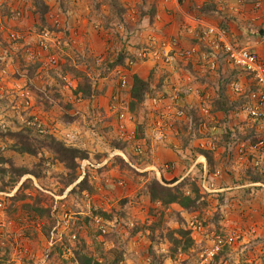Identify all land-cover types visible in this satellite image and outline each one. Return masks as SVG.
<instances>
[{
  "label": "rangeland",
  "instance_id": "1",
  "mask_svg": "<svg viewBox=\"0 0 264 264\" xmlns=\"http://www.w3.org/2000/svg\"><path fill=\"white\" fill-rule=\"evenodd\" d=\"M36 1L0 0V56L4 58L0 59V264H78L79 247L105 262L122 257L121 264H264V244L257 248V229L236 227L233 212L236 205L264 203V171L252 170V154L248 153L246 159L238 151L241 144L250 146L254 136L264 137V126L248 116L245 95L232 87L233 83L252 87L248 76L223 61L217 70L198 63L199 70L186 62L172 67L153 61V69L148 67L144 72L153 96L147 99V107L144 103L131 113L130 127L136 132V139H121L112 117L98 109L93 113L92 101L103 97L107 88L104 83L115 82L118 87L114 93L120 94L130 110L131 97H126L130 86L123 91L118 89L121 67L116 63L124 62L125 70H130L131 62L144 63L137 57L146 47V34L151 27L145 20L147 7L142 0H117L115 4L110 0H38L35 6ZM18 2L24 3L25 18L13 16ZM214 11L221 13L220 9L210 13ZM27 19L31 30L25 36L19 33L21 37L13 40L11 33L18 29L13 22ZM84 25L90 29L84 39H95L97 44L91 42L92 46L86 49L74 47L73 29ZM47 32L48 54L41 44ZM198 33L193 34L195 39L191 41L199 44L203 53L207 49ZM199 54L195 56L199 58ZM50 55L57 57L58 64L48 63ZM183 71L199 83L195 88L209 97L203 103L200 99L189 101L180 93L178 107L186 112L191 125L181 127L185 119L174 122L163 139L172 136L169 130L178 128L180 134L174 138L177 137L179 148L190 146L193 153L211 152L214 158L208 165L209 174L205 177L199 166L197 173L192 171L181 179L182 174H174L169 163L160 167V175L155 171L139 172L119 151L137 167L146 163L149 157L143 142L151 145L152 141L163 140L154 137L158 111L152 99L169 97L175 88L170 91L172 84H177V80L182 84ZM85 77L92 85L91 99L84 98V92L76 94L80 83L87 90ZM206 83L209 85L204 89ZM219 97L227 100V115L214 112ZM204 105L213 118L202 114ZM109 113L113 115L112 111ZM204 118L209 120L207 131L201 128ZM47 136L68 146L76 144L88 153L91 166L84 175L81 165L85 160H78L76 176L87 177L90 193L88 189L69 194L73 186H66L70 173L41 146ZM85 142H97L102 148L89 152ZM137 142H141L142 152L137 151ZM16 146H33L38 154H22ZM105 160L104 165L97 166ZM19 170L26 173L19 176ZM182 171L184 174L187 169ZM226 176L234 190L209 191L225 188ZM154 178L165 182L178 179L176 185L187 178L196 180L203 205L189 212L177 204L164 208L152 203L146 186ZM251 179H259L260 184ZM234 191L243 196L234 195ZM181 227L190 231L194 241L187 251L174 245V232ZM238 230L243 240L225 247L213 260H206L213 234Z\"/></svg>",
  "mask_w": 264,
  "mask_h": 264
},
{
  "label": "crops",
  "instance_id": "2",
  "mask_svg": "<svg viewBox=\"0 0 264 264\" xmlns=\"http://www.w3.org/2000/svg\"><path fill=\"white\" fill-rule=\"evenodd\" d=\"M255 1L256 0H188L179 3L177 0H142V3L145 4L144 6L147 7V11H148V14L145 16V20L148 19V23L149 25H151V27L148 28L147 30L148 33L146 34L147 35L146 37L148 38L149 35L152 34L154 37L161 40H165V39L179 40L182 47L194 48L198 52L200 51L199 44H197L195 41H191V39H195L193 36L198 31L194 30L193 33L194 35H193L190 33V30L193 31L194 28H198L199 30L201 27L195 24L194 21H199V22H203L204 24H213V25L225 24L229 29L228 30L230 34L229 36L233 43H235L238 46L242 45L241 47L247 46L248 48H251L252 50L258 52L260 55L264 56V11H259L254 8ZM212 4L215 5V9H220L221 13H215V11L210 13L204 10L206 6H208L207 9L212 11L213 10ZM210 5H212L211 8ZM17 8H20L23 11V15L25 18L26 10L24 3L18 2L17 7L15 9ZM13 23L14 26L18 27L16 32L20 33L21 35L24 34L23 36H25L26 31L28 29L31 30V24L29 23V19H27V21H24L23 22L24 24L21 21L18 22L14 21ZM87 26L88 25H84L83 27L80 28L75 27L73 29V35L75 36L74 47L79 48L80 46H82L86 49L89 45L90 47L92 46L91 42L97 44L96 41H94L95 39L94 40H89V39L87 40V38L84 39V36L87 33H89L88 31L90 30L87 28ZM249 26H251V30L248 29ZM2 29L4 30V28ZM81 31L84 32L81 33ZM93 53L95 54V51H93ZM150 63H153V61H149L148 63L137 62L133 67L130 68L129 70L130 87L126 91L127 98H130V91H131V86L133 84L134 76L137 75L140 78L146 80L144 74L145 69L148 67L153 69V66ZM186 63L191 68L193 66L195 68L197 66L196 63L202 64L200 63L198 57H195L193 60ZM198 67L199 66L196 67L197 70H199ZM170 71L171 70H168L169 73ZM183 72L185 73V75L183 76L184 79L181 81L182 84H179V81L177 80L176 82L177 84H172L170 91H172V89L175 86H177L181 88V93L185 94L187 100L189 101L194 99L199 100L197 94L189 92L190 88H195L196 85H198L199 83L191 75H189L187 71H183ZM168 81L169 80H167L165 83H167ZM170 81L171 83H173L172 80ZM208 85L209 84L206 83L202 87L206 89ZM104 86L107 88L104 92L103 97H100L95 101H92V103L95 104L93 113L95 114V112H97L96 109L100 110V112H104L107 115V117L113 118L115 122V126L117 127L116 117L114 116L113 113H112L113 115H111V113L109 112H111L110 101L114 96V92L116 91L118 84H115V82L112 83L107 82V85L106 83L103 84V87ZM210 91L211 90L209 91L206 90L205 92L210 93ZM148 103L149 100H146L145 107H147ZM190 122L191 120L185 119L183 121L184 124L181 125V127L183 126L186 127V125H191ZM157 123L158 120L156 117L154 121V125H155L154 132H156V134H154L155 140L159 137V134L156 131L158 127ZM130 125L129 128L130 130H132ZM178 130H179L178 128H173L172 130H169L168 134L172 136L170 138L168 136L166 140L163 139L161 142L152 141L151 145L148 144L147 142H143L145 145L143 146L147 150V156L149 157V159H147L144 165L142 164L138 166L139 168L137 167V164L132 163L129 160L128 156L124 152L119 151L120 152L119 154L122 155L121 157L127 163H129V165H131L132 168H134L139 172L155 171L158 175H160V167L162 166L164 168V164L169 163L174 168V174L178 176L182 174L181 179L185 178L186 175L188 173H191L192 171L197 173L196 171H199V166L203 169L204 176L207 177V175L209 174V169H208V160L206 156L201 153H193L195 151H193L190 146L189 149L188 148L185 149L183 147L179 148L177 137L174 138V136L180 134ZM85 143H86V149L89 152L93 150L98 151L102 148V146L99 145V143L97 142H85ZM139 143L141 142L136 143V148L138 146H141ZM79 144L84 145L81 143ZM70 146L76 147V144H70ZM90 155L92 154L90 153ZM107 160H105L104 163L99 161L97 166L101 167V164L104 165L107 162ZM85 161L87 163L84 165V167L81 165V169L84 175L86 170L91 166V162L89 160H85ZM83 163L84 161L82 162V164ZM201 164H203V167L201 166ZM183 169H187V171L184 174L182 173ZM213 176L214 175L212 174L211 177ZM83 179L84 176H82L81 178L79 177L78 180L75 181V183H73L72 185L77 186ZM223 182L225 183L224 184L225 188H220L218 190H209V191H225L228 189H233V190L235 189V187L229 185L231 183L229 177L226 176ZM73 186L71 190L73 189ZM233 193L234 195L236 194L239 197L243 196V194L240 192L234 191ZM238 202H240V199ZM236 207L237 210L233 211L235 214L234 222L236 227L239 228L240 226H246V227H254L255 229H257L258 236L260 237L259 238L260 241H258L257 248L261 247L264 244V217H263L264 203H262L259 206L258 205L256 206L255 204L252 205L244 204V207H240L239 205H236Z\"/></svg>",
  "mask_w": 264,
  "mask_h": 264
},
{
  "label": "built area",
  "instance_id": "3",
  "mask_svg": "<svg viewBox=\"0 0 264 264\" xmlns=\"http://www.w3.org/2000/svg\"><path fill=\"white\" fill-rule=\"evenodd\" d=\"M179 3L188 0H177ZM254 8L259 11H264V0H256L254 3ZM14 16L19 18L23 16V11L18 8L14 12ZM199 27L194 28L190 33L193 34L194 30L199 31V40L205 46L207 51L200 53L193 48H184L181 46L179 40L165 39L161 40L154 37L152 34L146 38L145 48L141 49L137 57L138 61H156L162 62L167 66H174L177 62H190L199 54L200 63L206 65L210 70H217L220 63L226 62L233 68L245 73L252 87L250 85H243L241 83H233L232 87L235 91L241 92L245 95L246 100V111L248 116L252 118L255 122L262 124L264 126V56L260 55L258 52L252 50L251 48L241 47L233 43L230 39L229 31L219 25L204 24L203 22L194 21ZM21 36L18 32L11 33V38L17 40ZM42 49L47 52L50 49L47 42L50 39V33H44L42 36ZM48 57V56H47ZM0 59H4L0 56ZM223 61V62H221ZM49 64H58L57 57L50 55L48 57ZM137 62H131V67ZM120 77V88L122 90L127 89L130 86L129 70L123 68L119 69ZM249 83V82H248ZM181 89L175 86L173 93L169 97H159L152 99L153 106L157 109V129L159 134L158 139H163L165 137V132L168 130L174 122H180L179 120H184L187 118V114L184 110L178 107V100L180 98ZM189 92L197 94L200 101L203 103L209 97L204 92L200 93L196 88H190ZM202 107V114L204 116L213 118L210 110L206 105ZM110 110L116 116L117 120V130L121 139L135 140L136 132L130 130L129 125L133 122V116L130 113L129 108L126 104L122 103L120 95H115ZM171 116V121H170ZM173 121V122H172ZM208 119L201 122V128L204 131L209 130L210 126L208 124ZM39 127H42L41 124ZM41 132H45L41 129ZM238 150L240 154H243L246 159L248 153L252 154V166L259 171H264V137L254 145L246 147L244 144L240 145ZM138 152H142L141 146L137 148ZM87 162L84 161L82 166ZM257 185V184H252ZM243 234L238 230L235 232H229L228 234H213L211 244L209 245L206 254V260H213L218 256L225 247L236 246L239 241L243 240Z\"/></svg>",
  "mask_w": 264,
  "mask_h": 264
},
{
  "label": "trees",
  "instance_id": "4",
  "mask_svg": "<svg viewBox=\"0 0 264 264\" xmlns=\"http://www.w3.org/2000/svg\"><path fill=\"white\" fill-rule=\"evenodd\" d=\"M116 1L117 0H110L112 4L113 3L115 4ZM38 3L39 2L37 0L35 2V6H38ZM207 7L208 6H206L204 10L206 12H210V10L207 9ZM213 9H215V5H213ZM42 19L44 20V18ZM219 26L229 30L225 24H219ZM116 66L124 68L125 64L124 62L122 64L116 63ZM219 68L220 67H218V69ZM84 79H86L89 83L86 85L87 90L83 87L84 84L80 83L78 90H76V94L79 95L81 92H84L83 97L91 99L92 97H94V94L91 92L92 85L89 82L87 77H85ZM118 89H121V88L119 87ZM117 92H119V90H117ZM165 94H167L166 91H164V95ZM114 95H116V93H114ZM118 95L120 94L118 93ZM152 96L153 94H152V88H151L150 82L140 78L137 75L134 76L133 84L131 86V91H130V97H131L130 113L133 114L136 111V109H138L139 107H142L144 103L146 102V100L149 98H152ZM226 104H227L226 98H224V101H223V100H220V97H219V99L214 103V107H215L214 112H223V113H226L227 115L230 112V110L226 108ZM262 138L263 136L261 137L254 136L252 143L250 145H254L258 143V141ZM240 141H246V139L241 138ZM40 143H41L42 148L48 149V151L53 154L54 156L53 158L56 161L60 162L61 164H64L68 173H70L68 174L69 178H68V181L66 182V186L69 187L73 183H75V181L78 180V177L76 176V168L78 167L77 161L87 160L89 158L88 153H86L85 150H81L80 148L68 146L64 144L63 142L58 141L53 136H47ZM241 143H246V142H241ZM16 151L22 154L27 153L29 155L38 154L36 149L33 148V146H30L29 148H23V147L16 146ZM200 153L206 156L208 160V165H211L213 163L214 156L211 152L206 151V152H203V153L200 152ZM229 159L230 158H228V160ZM252 170H254V168H252ZM19 173H20L19 176H22L24 173H26V171L19 170ZM250 181L252 183L260 182L259 179H251ZM176 182H178V179H173L171 182L159 181L155 178L152 179L146 186L147 188L146 193L148 194L150 201L155 204L156 203L160 204L164 208H168L169 206L173 204H177L182 209L189 211V212H193L197 210L201 204L203 205V202H200L203 196L201 194L200 187L197 184L196 180L191 181L189 178H187L177 185H176ZM187 186L189 187L186 188ZM89 188L90 187L87 184V177H85L77 186H75L70 191L69 194L76 192L77 190L87 191ZM89 191H91V189H89L88 192ZM36 207L37 208L40 207L39 204L38 206L36 205ZM100 213H102L101 210H100ZM174 235L176 237L174 239V245L178 249L182 247L184 251H187L188 249L193 247L194 241H193L190 231L185 230L183 227H181L174 232ZM184 239H186L185 242H183ZM76 259H77L78 264H121L123 261L122 257H119V258L114 257L113 261L105 262L103 260L97 259L96 257L93 256V254L88 253V251H86L84 247H79L76 250Z\"/></svg>",
  "mask_w": 264,
  "mask_h": 264
},
{
  "label": "clouds",
  "instance_id": "5",
  "mask_svg": "<svg viewBox=\"0 0 264 264\" xmlns=\"http://www.w3.org/2000/svg\"><path fill=\"white\" fill-rule=\"evenodd\" d=\"M18 9V8H17ZM16 11V9L14 10V12ZM14 12H13V14H14ZM14 16V15H13Z\"/></svg>",
  "mask_w": 264,
  "mask_h": 264
}]
</instances>
